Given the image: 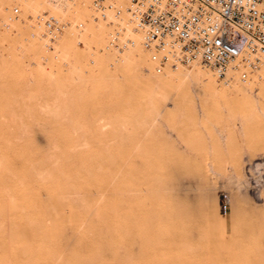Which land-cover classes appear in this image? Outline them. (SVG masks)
<instances>
[{"label": "rangeland", "instance_id": "374dc122", "mask_svg": "<svg viewBox=\"0 0 264 264\" xmlns=\"http://www.w3.org/2000/svg\"><path fill=\"white\" fill-rule=\"evenodd\" d=\"M8 2L0 0V16ZM90 2L80 13L81 0L69 2L65 13L87 20L86 28L81 43L64 31L56 59L30 35L28 20L0 28V264H264V79L224 83L198 65L157 73L139 46L104 48L109 28L89 20ZM128 51L144 59L123 60ZM196 69L227 94L211 98L196 78L183 77ZM169 91L178 93L175 108L168 103L154 120L152 102L163 106ZM172 158L173 169L183 163L173 178L190 197L185 207L195 202L196 213L186 208L190 223L183 215L150 219L158 209L154 178L161 159ZM199 203H214L216 220ZM156 221L165 234H185V244L170 231L163 237Z\"/></svg>", "mask_w": 264, "mask_h": 264}, {"label": "built area", "instance_id": "2783aa9c", "mask_svg": "<svg viewBox=\"0 0 264 264\" xmlns=\"http://www.w3.org/2000/svg\"><path fill=\"white\" fill-rule=\"evenodd\" d=\"M8 1L1 29L28 20L30 35L54 59L65 30L72 29L81 43L87 20L65 13L73 0H42L59 13L43 5L32 10L33 0ZM89 10V20L109 28L105 49L121 52L139 46L157 73L198 65L224 83L264 79V0H91ZM40 58L48 60L47 55ZM220 209L226 215V201Z\"/></svg>", "mask_w": 264, "mask_h": 264}, {"label": "bare ground", "instance_id": "6f19581e", "mask_svg": "<svg viewBox=\"0 0 264 264\" xmlns=\"http://www.w3.org/2000/svg\"><path fill=\"white\" fill-rule=\"evenodd\" d=\"M90 0H81V4H83V5H80V6H77V7H75V9H76V11H78L79 12V9L81 10V9H84L85 7H86V5H87V3L89 2ZM40 3H42V2H40V1H36V0H34V1H31L30 3H29V5H31L32 6V8L31 9H35L36 7H34V6H36V5H38L39 4V7L41 6L40 5ZM70 6V5H69ZM48 7H50V6H48ZM51 8V7H50ZM37 9V8H36ZM78 9V10H77ZM82 11V10H81ZM59 12V11H58ZM80 13V12H79ZM85 17V16H84ZM87 33H88V31H87ZM135 47H137V46H135ZM134 47V48H135ZM129 52V51H128ZM127 52V53H128ZM144 56H142V55H137V57H135L131 52H129L128 54H126L125 56H124V58H123V60H130V61H134V62H139L140 63V61H142V59H144L143 58ZM193 66V65H192ZM151 68V67H150ZM192 68V67H191ZM187 70V69H186ZM196 70H198V69H196ZM178 72H181L180 70H178ZM183 72V71H182ZM208 74H206V73H203V72H200L199 70L198 71H185L184 72V74H183V77H188V76H190V77H193V78H196V83L198 82V83H200L201 85H203V87L205 86L206 88H207V90H206V94H208L209 96H211V98H213L212 96H216V97H220V96H223V95H226L227 93L225 92V91H221V92H216L215 91V89H214V85H213V80L214 79H211V77H210V75H209V72H207ZM262 85H264V84H262ZM204 87V88H205ZM203 88V89H204ZM226 90V89H225ZM173 91H175V90H173ZM173 91H169V93H170V95H169V97L168 98H170L169 100H171V101H169L168 99V101H167V103H164L163 104V106H160V105H158V102H157V100L155 99V101H153L152 102V105H151V115H152V113H153V115L152 116H154V117H152V118H154V120H158L157 118H159L158 116H161L163 113H165L164 111H165V108H166V105H168V103L169 104H171V105H174L176 102V100L174 101V98H175V96H176V94H178V93H175V92H173ZM201 91V90H200ZM199 91V92H200ZM197 92V91H196ZM199 92H197V93H199ZM202 92V91H201ZM194 94V93H193ZM200 94V93H199ZM202 94V93H201ZM200 94V95H201ZM160 95V94H159ZM198 95V94H197ZM200 95L198 96V97H200ZM203 95L205 96V91L203 92ZM161 96H163L164 97V95L161 93ZM195 96H196V93H195ZM162 97V98H163ZM178 97V96H177ZM176 97V98H177ZM180 97V96H179ZM197 97V98H198ZM202 97V96H201ZM165 99L167 98V97H164ZM175 98V99H176ZM165 99H164V101H165ZM188 99V98H187ZM181 100V99H180ZM197 100V99H196ZM204 100V99H203ZM205 100H207V99H205ZM178 101V100H177ZM166 102V101H165ZM178 103V102H177ZM174 108H175V105H174ZM170 117V116H169ZM163 119V118H162ZM161 119V120H162ZM165 119V118H164ZM152 120V119H151ZM152 123H154V122H152ZM166 123V122H165ZM155 124H157V122L155 121ZM152 125V124H151ZM157 126H158V124H157ZM165 127V126H164ZM185 127V126H184ZM156 128V127H155ZM159 128V127H158ZM158 130V129H157ZM174 131H176L175 129H173ZM179 131V130H178ZM178 131H177V134H178ZM176 133V132H175ZM156 134V133H155ZM180 134V133H179ZM178 134V135H179ZM165 135V134H164ZM178 135L176 136V134H175V136L176 137H178ZM155 136V135H154ZM157 136V135H156ZM180 136V135H179ZM174 137V136H173ZM181 138V137H180ZM176 140V139H175ZM167 141V140H166ZM186 142V141H185ZM184 142V143H185ZM155 143H157V141H155ZM171 143V142H170ZM175 144V143H174ZM155 145V144H154ZM186 145V144H185ZM188 145H189V143H188ZM170 146H172L171 144H170ZM182 146V145H181ZM155 147V146H154ZM153 147V149H155ZM157 147V146H156ZM166 148H167V150H168V148L169 147H167L166 146ZM172 148V147H171ZM158 149V148H157ZM188 149H190V148H188ZM170 150V149H169ZM180 150V149H179ZM192 150V149H191ZM156 151V150H155ZM151 152V151H150ZM159 152V151H158ZM163 152V151H162ZM156 154H157V151L155 152ZM164 153H166V151L164 150V152H163V154H162V157H165L164 156ZM168 153V152H167ZM177 153H178V151H177ZM177 153H176V155H177ZM188 153V152H187ZM191 153V152H190ZM155 154V158H157V156L159 155H156ZM180 153H178V155H179ZM169 155H171L170 153H169ZM174 155V154H173ZM177 155V156H178ZM181 155H183V154H181ZM185 155V154H184ZM184 155L182 156V157H184ZM186 156V155H185ZM153 157V156H152ZM192 157V156H191ZM159 158V157H158ZM166 158H168V155H167V157H165L164 159H166ZM173 158H175V156H173ZM167 159V160H164V159H161V166H162V173H161V175L160 176H158L157 178H154V179H156V181H155V184H154V181L152 182L153 184H154V186H153V191H150V193H154L155 194V196H156V198H158V201H156V206H158V212H157V210H156V213L154 212V214H153V211L151 212L153 215H152V217L150 216V219L151 218H157L156 220L158 221V220H163V222L167 219H169V218H181V216L183 215V218H187L190 214H189V212L188 211H186L187 209L189 210V208L190 209H193L192 210V212L193 211H195L194 210V208H191V207H189L190 206V204L187 206V207H185L186 206V204L184 205V203H189V198H185L184 197V194H182L183 193V190H182V193H181V191H179V189L176 187V182H178V181H175L176 180V178H175V180H174V174H173V170L175 169L176 170V172H178L177 170L180 168V165L181 164H183V163H181V161H180V165L179 164H177V165H179V167H178V169L175 167L174 169L172 168V166H170L169 164H167V162H168V160H169V163L173 160H175V159ZM189 158V157H188ZM178 160H180L179 159V157L177 158ZM181 159H183V158H181ZM185 159H187V157H185ZM184 159V160H185ZM190 159V158H189ZM192 159V158H191ZM190 159V161H193V160H191ZM152 160V158L150 159V161ZM201 160V159H200ZM204 160V159H203ZM155 161V160H154ZM195 161V160H194ZM205 161V160H204ZM175 162V161H174ZM150 163V162H149ZM153 163V162H152ZM172 163V162H171ZM170 163V164H171ZM179 163V162H178ZM184 163H186V162H184ZM190 164H192L191 162H190ZM186 165V164H185ZM187 165H188V163H187ZM151 167H155V166H151ZM189 168H191V167H189ZM155 169V168H154ZM153 170V169H152ZM179 172L181 173V171L179 170ZM206 172V171H205ZM159 173V174H160ZM183 174H184V172H182ZM207 174H208V172H206ZM210 173V172H209ZM152 174V173H151ZM177 174V173H176ZM183 174H182V176H183ZM197 175V173L195 172L194 173V175ZM201 174V173H200ZM181 175V174H180ZM195 175V176H196ZM199 175V174H198ZM178 176V175H177ZM185 176V175H184ZM202 176L204 177V175L202 174ZM206 176V175H205ZM212 176H213V173H212ZM179 177V176H178ZM190 177V176H189ZM199 177V176H198ZM184 178H186V177H183V179ZM190 178H192V176L190 177ZM180 179H182V178H180ZM189 179V178H188ZM187 179V180H188ZM198 179V178H197ZM153 180V179H152ZM201 180V179H200ZM185 181V180H184ZM188 181H190V180H188ZM193 181H194V179H193ZM197 181V180H196ZM203 182V184H201V185H204V180H202ZM151 182V181H150ZM212 182V181H211ZM179 183V182H178ZM183 183V182H182ZM184 183H187L186 181L184 182ZM194 183V182H193ZM192 183V184H193ZM196 183V182H195ZM199 184H200V182H198ZM197 183V184H198ZM206 183H209V182H206ZM152 184V185H153ZM181 184V183H180ZM179 184V185H180ZM188 184H190L189 182H188ZM187 184V185H188ZM151 185V184H150ZM149 185V186H150ZM151 185V186H152ZM181 185H184V184H181ZM181 185H180V188H181ZM195 185V184H194ZM193 185V186H194ZM200 185V186H201ZM214 185V184H213ZM190 186H192V185H190ZM179 187V186H178ZM183 187V186H182ZM196 187V186H195ZM194 187V188H195ZM202 187V186H201ZM204 187V186H203ZM206 187H208L207 185H206ZM212 187V186H211ZM214 187V186H213ZM216 187V186H215ZM183 188H186V186L185 187H183ZM200 188V187H199ZM199 188H197V189H199ZM191 189V188H190ZM193 189V188H192ZM202 189V188H201ZM209 189V188H208ZM181 190V189H180ZM214 190V189H213ZM188 191V189L186 190V191H184V192H187ZM189 191H191V192H189V193H192V190H189ZM196 191V190H195ZM194 191V193H196ZM200 191L201 190H199V193H200ZM208 191V190H207ZM206 191V192H207ZM211 191V190H210ZM204 192H205V190H204ZM199 193H196V194H199ZM202 193V192H201ZM189 195H191V194H189ZM189 195H187V196H189ZM201 195V194H200ZM199 195V196H200ZM209 195V194H208ZM154 195L152 194V196L151 197H153ZM203 196H204V193H203ZM203 196H201V197H203ZM216 196V195H215ZM214 196V197H215ZM63 197V196H62ZM150 197V198H151ZM191 197H193V196H191ZM195 197H198V196H194V199H196ZM212 197V196H211ZM59 198H60V200H61V197H58V205H59V203L61 202V201H63V200H59ZM149 198V200H151ZM185 198V199H184ZM216 198V197H215ZM64 199V198H63ZM155 199V197L153 198V200ZM186 199H188L187 201H185ZM201 198H199V200H200ZM155 200H157V199H155ZM183 200L185 201L184 203H183ZM203 201V200H202ZM201 201V202H202ZM158 202V203H157ZM190 202H192V200H190ZM194 202V201H193ZM193 202H192V204H193ZM198 202V201H197ZM62 203V202H61ZM60 203V204H61ZM153 203H155V202H153L152 201V204ZM195 203V202H194ZM204 203V202H203ZM191 204V205H192ZM198 204V203H197ZM200 204V203H199ZM53 205V204H52ZM57 205V206H58ZM62 205V204H61ZM61 205H59V206H61ZM54 206V205H53ZM57 206H55V207H57ZM194 207H195V204L193 205ZM197 206V205H196ZM200 206H201V209H199L201 212H203L204 214H205V212H207L206 214V217H207V219L209 218H212V220H216V216H217V214H216V207H215V205H214V203H212V204H209V205H204V204H200ZM153 207V206H152ZM58 208V207H57ZM60 208V207H59ZM156 208V207H155ZM187 208V209H186ZM197 208V210H198V208H200V207H196ZM54 209V208H53ZM185 209V210H184ZM55 210V209H54ZM147 210H148V208H147ZM149 210H150V208H149ZM187 212L188 214H183V212ZM190 211V210H189ZM191 212V211H190ZM198 212V211H197ZM150 213V212H149ZM193 213H196V212H193ZM199 213V212H198ZM200 214H202V213H200ZM149 215V214H148ZM188 215V216H187ZM198 216V217H201V216H199V215H196V214H193V216ZM185 216H187V217H185ZM191 216V215H190ZM198 217L196 218V217H194L195 218V220L196 219H198ZM203 217V216H202ZM201 217V218H202ZM148 218V217H147ZM189 218L191 219V217H188V220H189ZM193 218V217H192ZM194 218H193V220H194ZM194 220V221H195ZM198 220H200L201 221V219H198ZM197 220V221H198ZM151 221L152 220H150L149 221V223H151ZM155 221V220H154ZM156 221V226H157V228H159V226L158 225H161V224H159V222H157ZM185 221V220H184ZM187 221V220H186ZM153 222V221H152ZM161 222V221H160ZM189 223H190V220L188 221ZM212 222H214V221H212ZM154 224H155V222H153ZM151 224V227L154 225V224ZM158 223V224H157ZM162 223V222H161ZM182 223H184V222H182ZM182 223H180V224H182ZM196 223V222H195ZM195 223H193V224H195ZM201 223H202V221H201ZM197 224V223H196ZM200 224V223H199ZM203 224V223H202ZM176 225H177V223H176ZM183 225V224H182ZM210 225L212 226V224L211 223H209V225L207 224V227L206 228H209L210 227ZM156 226H155V230L157 229L156 228ZM178 226V225H177ZM189 226H191V225H188V227ZM200 226V225H199ZM167 227H169V225L167 226ZM172 227V226H171ZM182 227H184V225L182 226ZM193 227H195V226H193ZM149 228V227H148ZM179 228V227H178ZM202 228V227H201ZM211 228V227H210ZM214 228V227H213ZM213 228H211L212 230H210V231H213ZM143 229V228H142ZM151 229V228H150ZM153 229V228H152ZM170 229V228H169ZM184 229V228H183ZM132 230V229H131ZM158 230V229H157ZM172 230V229H171ZM171 230H169L170 231V233H172V236L171 235H168L169 234V231H167L166 232V234L164 233V232H161L160 231V228H159V232L163 235V237H165L166 238V236L169 238V236L171 237V238H173V239H175L176 240V242H177V240H179L178 241V243L180 242V244H182L183 245V243H184V238H187V237H185V234L183 235V233L181 234L178 230H176V228H173V230L171 231ZM187 230V229H186ZM196 230H198V229H196ZM203 230V229H202ZM154 231V230H153ZM183 230H181V232H182ZM200 231H201V229H200ZM200 231H198V232H200ZM216 231V230H215ZM214 231V232H215ZM157 233V235H160V233L158 234V232L157 231H154V233ZM192 232V231H191ZM206 232H209V229H207L206 230ZM214 232H213V234H214ZM144 233V232H143ZM201 233V232H200ZM210 233V232H209ZM129 234H130V232H129ZM165 234V235H164ZM210 234H212V232L210 233ZM197 235H199L198 233H197ZM207 236V235H206ZM209 236V235H208ZM208 236H207V238H208ZM211 236V235H210ZM145 237V236H144ZM161 238L162 240L164 239V238ZM151 238H155L154 240H155V243H159L161 240H160V238H157V237H151ZM151 238H148V239H151ZM167 238V239H168ZM206 238V237H205ZM210 238V237H209ZM148 239H144V241L146 242V240H148ZM157 239H159V242H157L156 240ZM191 239V238H190ZM143 240V239H142ZM166 240V239H165ZM168 240H170V239H168ZM167 240V241H168ZM175 240H173V245H174V241ZM187 240V239H186ZM186 240H185V242H186ZM189 240V239H188ZM167 241H165V242H167ZM212 241H214V239H212ZM163 243H164V240L162 241ZM172 242V241H171ZM171 242H167V243H170L169 244V247L170 248H174L173 247V245H171ZM142 243H143V241H142ZM150 243V242H149ZM163 243H161V245L163 244ZM148 244V243H147ZM180 244H177L176 245V247H179V249L180 248H183V247H181L182 245H180ZM185 244V243H184ZM214 244H215V241H214ZM156 245H160V243L159 244H156ZM166 245V243H164L163 244V247ZM178 245H180V246H178ZM175 246V245H174ZM214 246V245H213ZM154 247V246H153ZM165 247H167V245L165 246ZM175 247V248H176ZM185 247V246H184ZM177 249V248H176ZM168 250H169V248H168ZM178 250V249H177ZM170 251V250H169ZM177 252V251H176ZM181 254V253H180ZM183 256V255H182ZM97 257V256H96ZM99 258V257H98ZM94 259H96V258H93L92 260H94ZM179 259V258H178ZM95 261H97V260H95ZM176 261V260H175ZM178 261V260H177ZM93 262V261H92Z\"/></svg>", "mask_w": 264, "mask_h": 264}]
</instances>
